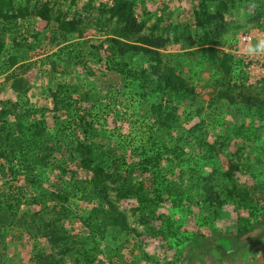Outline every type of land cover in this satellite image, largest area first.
I'll return each mask as SVG.
<instances>
[{"label":"rangeland","instance_id":"obj_1","mask_svg":"<svg viewBox=\"0 0 264 264\" xmlns=\"http://www.w3.org/2000/svg\"><path fill=\"white\" fill-rule=\"evenodd\" d=\"M34 1L37 4L48 1L54 13L58 12L65 18L80 15L83 21L78 26L79 30L71 34L61 33L56 21L46 23L33 14L11 22L0 20V29L10 32L5 39V50L0 54V65H8L9 55L18 60L6 72L1 73L0 69V105L7 98L23 96L31 109L42 106L49 108L52 103L47 90L63 82L77 89V97L78 93H87V102L82 101L73 109L77 115L67 122L72 121V125L66 124V132L72 135L69 148L77 139L88 143L93 140L96 149L108 150L113 158L123 160L131 168L133 180L144 183L148 195L158 188L163 179L171 183L180 180V168L175 165L173 153L170 152L162 154L158 160L159 169L142 170L137 163L169 144L170 147L182 146L181 160L189 158L193 162L197 158L195 156H200L204 150L195 142V136H204L205 141L214 147L216 164L212 183L215 186L225 185L227 174L236 178L240 186H252L253 183L264 180V118L257 116L253 110L243 112L239 103L242 102L239 95H255L264 101V82L261 80L264 76L257 73L259 70L256 68L251 71V80L249 79L247 64L238 56L236 51L239 49L235 46L238 35L244 30L254 31L255 39L251 45H255L262 36L264 0H136L134 12L137 19L144 20L145 24L141 32L132 39L149 34L169 37V42L158 49L165 66L173 64L174 54L190 57V67H183L187 66L185 63L180 68L179 63L178 69L186 83L193 86L196 95L191 105L190 100H186L179 105L178 110L171 109L170 114L174 116L175 113L178 119L174 121L176 128L170 131L154 120L150 110L152 102H164L165 98H158L155 94L148 100L141 98L137 94L141 89L124 84L118 75H111L112 72L105 67L108 57L100 45L107 36H111V26L105 20L98 23L97 18L107 16L101 15L100 9L111 5L113 0ZM217 11H220V23L224 26L223 30L216 29L218 31L213 37V46L242 61L228 79L217 64L210 63L200 55L197 42L191 45L185 41L186 34L183 31L185 25H190L193 40L198 39L194 32L196 15L201 17L204 13ZM62 34L69 37L65 39ZM174 34L177 41H173ZM103 44L106 45L107 42ZM245 48L241 47L242 50ZM97 53L102 57L100 60L94 55ZM134 58L137 60L138 56L135 55ZM16 75H22L26 81L25 92H18L10 87L11 80ZM235 82L241 87H234ZM225 88H228L227 92L235 97L238 104L224 100L214 101L217 90ZM174 104L179 103L174 101ZM198 108L199 112L196 111ZM61 115V112H42L38 109L35 117L41 118L51 130L60 121L58 119L65 116ZM65 117L66 120L71 118L68 114ZM79 119L92 123L96 134L87 137V133L81 130ZM195 126L197 128L193 130ZM60 156H64L68 167L75 171L77 177L84 179L90 175L88 170L79 165L78 159L71 158L67 152ZM185 165L187 163L183 166ZM185 168L187 167H183ZM205 169L213 171L212 166ZM154 175L158 176L156 181L152 180ZM50 178V181L59 182L56 171L50 174ZM25 183L22 177L20 181H16L9 173L0 172V192ZM30 186L27 185V189ZM109 188V198L123 213L126 222L136 228L139 234L124 233L121 247L118 239H103L100 241L102 253L97 255L94 264H264V223H254L253 227H262L255 236L241 238L243 233L237 234V225L240 222L244 224V218L251 219L252 216H249L248 209L239 207L230 197L223 196L225 199L221 201L224 200V203L217 207L211 206L208 211L195 204L188 208L171 207L168 199L161 202L154 217L145 219L143 211L138 209L136 198H117L115 189L111 185ZM31 189L29 195L38 191L35 186ZM91 205L92 201L78 197L70 201L69 207L75 213L72 211L64 223L71 240L87 234L78 217L80 214L86 216ZM52 206L53 203L47 204L49 209ZM40 210L41 203L24 204L18 208L17 219L20 224L17 222L19 227L12 229L6 237L5 264H37V251H43L54 260L62 257L63 264H75L72 255L60 252L65 246L71 247V241H50L38 228L28 230L33 219L41 215ZM206 212L211 215H207L205 220ZM42 214L46 218L51 216V213ZM165 214L172 220L170 226L176 231V237L166 238L164 234L166 231L162 229L161 220L157 216ZM216 234L219 238L213 239ZM196 239L201 240L198 247L193 245ZM115 251L120 260L114 255Z\"/></svg>","mask_w":264,"mask_h":264},{"label":"trees","instance_id":"obj_2","mask_svg":"<svg viewBox=\"0 0 264 264\" xmlns=\"http://www.w3.org/2000/svg\"><path fill=\"white\" fill-rule=\"evenodd\" d=\"M135 5L136 0H113L111 5L100 9L101 15L106 14L107 16L104 18L99 16L98 23L105 20L106 24L111 26L109 32L111 36H107L104 41L107 44L102 42L100 45L103 50L105 49V55L108 57L105 67L109 72H112L111 75H118L124 84L141 89L137 93L141 98L148 100L154 94L158 98H165L164 102H152L150 110L154 120L156 119L155 121L170 131L176 128L177 124L174 121L178 119L175 113L174 116L170 114L171 109L178 110L179 105L186 100H190L189 105H191L193 97L196 95L193 86L186 83L178 69L179 63L181 64L180 68L185 63L187 66L183 67L189 68L190 57L184 54H174L173 64L165 66L162 64L158 49L169 42V37L149 34L141 38L140 36L135 37L136 40H133L134 35L141 32L145 24L144 20L137 19L134 12ZM30 14L38 16L46 23L56 21L57 28L61 33H76L79 30L78 26L83 21L80 15L65 18L58 12L54 13L53 7L49 6L48 1L37 4L34 0H0V20L3 22L23 19ZM203 15L195 16L194 32L198 35V39L193 40L194 34H191L190 25L183 27L186 34L185 41L191 45L197 42L200 47L198 49L201 50L200 55L210 63L217 64L228 79V77H232L234 69L240 67L242 61L233 54L218 50L213 46V37L216 36L218 30H223L224 26L223 23H220L222 21L220 11ZM8 34H10L9 30L0 29V54L5 50V39ZM62 35L64 38L69 37L67 34ZM177 40L174 34L173 41ZM94 55L99 60L102 58L98 53ZM135 55L138 56L137 60L134 58ZM8 58L10 59L8 65H0L1 73L6 72L18 61L11 55ZM261 80L264 82V78ZM237 85L236 82L233 84L234 87ZM10 87L18 92L27 90L26 81L22 75L14 76ZM227 91L228 88L218 89L214 101L224 100L227 103L238 104L235 97ZM75 92H77L75 87L69 86L65 82L57 83L54 88L47 90V95L51 98L52 103L49 108L42 106L31 109L27 106L23 96L7 98L1 102L0 172L9 173L16 181H20L22 177L26 183L23 186L9 187V191L0 192V264H5L6 237L12 229L19 227L17 226L19 223L17 212L20 205L24 204L37 205L41 203V215L37 219H33V224L28 230L32 231L38 228L42 231V235L48 237L47 239L50 241L61 240L66 243L71 241V247L65 246L60 252L72 255V258H75V264H94L97 255L102 253L100 241L105 238L118 239V245L121 247L123 243L121 238L124 233L126 235L139 233L136 228L126 222L123 213L109 198L110 185L112 189H115L117 198H136L139 204L138 209L143 211L145 219L154 217L161 202L168 199H170L171 207L187 206L188 208L195 204L208 211L211 206L217 207L223 204L224 200L221 201V199H225L223 196H227L231 200L234 199L233 201L239 207L248 209L249 216H252L251 219L245 217V223L240 222L237 225V234H244L255 224L264 223V180H259L252 186H240L236 178L227 174L225 175V185L215 186L216 184L212 183V176L215 172L216 155L213 145L208 144L203 138L204 136H195L194 138L195 142L204 150L200 156H195L197 158L193 162H190L189 158H186L185 161L181 160L182 146L170 147L169 144L158 148L154 154L152 153L137 163L142 170L155 169L156 167L159 169L158 160L161 159L162 154L170 152L173 153L172 160L175 165L180 168L181 179L176 182L177 184L160 179L161 183L158 184V188L153 189L149 195L145 192L142 181L135 182L133 180L130 173L131 168L123 160L113 158L108 150L96 149L93 146V140L88 143L85 142L86 140L77 139L78 141L69 148L72 135L66 132V124L72 125V121L71 123L67 122L76 117L74 115H77V112L73 111L75 106L88 100L87 93L82 95L78 93L77 97ZM239 96L242 100L239 103L243 112L253 110L257 116L264 118V101L262 99L255 95ZM174 101L179 104H174ZM38 109L42 112H61V116L68 114L71 118L67 120L65 116V118H59L60 121L56 127L49 130L41 118L35 117ZM76 110L78 111L77 107ZM199 110L198 108L196 111L199 112ZM79 125H82L81 130L87 133V137L96 134L92 123L79 119ZM196 128L197 126L193 127V130ZM64 152H67L71 158L78 159L79 165L88 170L90 175L84 179L77 177L75 171L68 167L64 156H60ZM185 163H187L185 165L187 168L183 169ZM208 166H212V172L205 169ZM53 171L57 172L59 182L50 181V174ZM157 178L158 176L154 175L152 180L156 181ZM27 185H31L29 189H27ZM32 186L38 189V194L29 195ZM228 188L230 193H228ZM231 189H234L233 193ZM76 197L92 201V205L85 214L86 216L80 214L81 216L78 217L84 229L87 230V234L78 236L76 240H71L64 221L73 211L69 207L70 201ZM48 203H53L51 209L47 208ZM42 213H51V216L46 218ZM207 215H211L210 212L204 214L205 220ZM157 218L161 220L162 229L166 231L164 233L166 238L176 237V231L172 230L170 226L171 218L166 214L158 215ZM24 223L28 224L27 221ZM215 236L213 239L219 238V235ZM200 242V239L193 241L194 247H198ZM36 254L37 264H63L62 257L54 260L52 256L44 254L43 251H37ZM114 255L120 260L117 251L114 252Z\"/></svg>","mask_w":264,"mask_h":264},{"label":"built area","instance_id":"obj_3","mask_svg":"<svg viewBox=\"0 0 264 264\" xmlns=\"http://www.w3.org/2000/svg\"><path fill=\"white\" fill-rule=\"evenodd\" d=\"M254 31L252 29L250 30H244L243 32H241L238 37H237V44L236 47L239 49L237 50V54L238 56L245 60L246 64H247V74H249V79L251 80V71L253 69L259 70V72L257 73H261L264 76V54H259V55H249L246 51L247 46H249V44L251 42H253V40L255 39L254 36ZM260 39H264V30L262 31V36L259 38ZM244 47L245 50L241 49V47ZM249 80V81H250Z\"/></svg>","mask_w":264,"mask_h":264},{"label":"clouds","instance_id":"obj_4","mask_svg":"<svg viewBox=\"0 0 264 264\" xmlns=\"http://www.w3.org/2000/svg\"><path fill=\"white\" fill-rule=\"evenodd\" d=\"M246 51L249 55L264 54V39L258 40L255 45L250 44Z\"/></svg>","mask_w":264,"mask_h":264},{"label":"water","instance_id":"obj_5","mask_svg":"<svg viewBox=\"0 0 264 264\" xmlns=\"http://www.w3.org/2000/svg\"><path fill=\"white\" fill-rule=\"evenodd\" d=\"M261 230H262L261 226L255 227V228L245 232L244 234H242L241 238H251V237L255 236L256 234H258Z\"/></svg>","mask_w":264,"mask_h":264},{"label":"flooded vegetation","instance_id":"obj_6","mask_svg":"<svg viewBox=\"0 0 264 264\" xmlns=\"http://www.w3.org/2000/svg\"><path fill=\"white\" fill-rule=\"evenodd\" d=\"M256 227H258V226H256ZM253 228H255V227H253ZM253 228H252V229H253Z\"/></svg>","mask_w":264,"mask_h":264}]
</instances>
